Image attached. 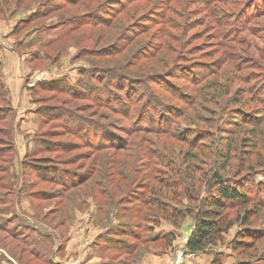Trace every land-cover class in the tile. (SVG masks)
I'll list each match as a JSON object with an SVG mask.
<instances>
[{
    "label": "rangeland",
    "instance_id": "obj_1",
    "mask_svg": "<svg viewBox=\"0 0 264 264\" xmlns=\"http://www.w3.org/2000/svg\"><path fill=\"white\" fill-rule=\"evenodd\" d=\"M232 139L221 174L252 198L255 239L232 249L248 228L237 207L216 246L190 254L193 216L175 228L150 203L195 214L179 174L192 163L202 197ZM30 155L50 158L59 183L22 171ZM168 247L172 264L181 251L182 264H264V0H0V264H60L66 249L65 264H136Z\"/></svg>",
    "mask_w": 264,
    "mask_h": 264
},
{
    "label": "trees",
    "instance_id": "obj_2",
    "mask_svg": "<svg viewBox=\"0 0 264 264\" xmlns=\"http://www.w3.org/2000/svg\"><path fill=\"white\" fill-rule=\"evenodd\" d=\"M146 57L149 58L150 56L148 55ZM39 86L42 89H48V90L53 89V88H49V87H52V84H48V82L40 83ZM86 95L88 97V94ZM52 111H54V108L46 107V108H41L38 113L42 117H52L53 118V117L63 116L60 114H55ZM64 117H66L67 121L70 120L68 119V115ZM77 127H80V126L78 125ZM248 132L251 135V136L249 135L250 137H254V138L257 137V134L254 130H249ZM201 140L203 139L201 138L193 139L192 140L193 143L191 142V140L189 142L187 141V145H190L191 148L196 150V153H199L200 148H201L199 146ZM48 141L49 140H44V138L40 139L39 145L41 147L40 149L41 152H49V151H52L51 149L54 148V147L49 146L50 144ZM238 142L239 141H237V139L230 140V143L227 146L226 152H222V151L219 152V150L213 151V154L217 153V155L219 156L218 161H220L222 164L219 167V169L213 170L211 172V176L207 178V182L205 184L206 187L203 188L204 191L206 192L202 197L200 196V193H199L200 188L199 189L195 188V186L192 184L193 180L195 179V172L193 171V167L191 166L192 163L188 164L187 174H185V172L183 171L180 172L179 175L182 179L181 181L183 184L185 183V187H187L186 189H188V185L186 184L187 180H186L185 175L188 176L189 178L188 181L189 183H191L190 187H191L192 195L190 196V200L196 201V204H197L195 214L192 213L190 209H185L184 211H182L176 208H172L170 211H168L165 204L150 203L151 206L155 207V209L159 213L162 214V217L165 220H168L171 223V225L175 228L181 226V223L184 221V219L187 216H190V215L193 216L194 218L193 228L191 231V235L186 244V249L188 250L190 254L202 253V252H205L207 249H210L216 246V243L219 240H221L222 236L228 233V231L232 228L235 222L229 218L228 213L230 210H233L234 208H237V207H241V208L243 207L244 215L242 218L237 220L241 222L243 227H248V221L250 217L254 214V211L246 209V205L250 203L252 198L247 194V190H245L244 184L238 186L234 182H232L231 178H229L227 175L224 176L223 174H221L222 172L227 174L226 171L227 169L230 168V165H231L230 162L232 160L231 151H233L234 145H236ZM74 145L75 144H72V146ZM89 145L94 149L95 146L93 143H89ZM242 146L245 147L246 149H249L251 146L249 143V140L245 141L244 139ZM196 157H197V154H193V155L190 154V159L189 160L187 159V160L188 162L195 161ZM244 159L246 160H242V165H244L246 162L247 163L250 162V159L248 157L247 158L244 157ZM22 165H23L21 166L22 171H24V169L26 170L28 169L31 172L38 175L39 177H41V179L50 178L56 182L59 181V178H54L56 175L55 171L57 170L55 168V165L52 164V160L48 157H36L35 155L26 156V160H24ZM242 169H247L249 173L254 171L252 166H250L249 164H247L245 168H243L242 166L241 170ZM53 173H54V176H53ZM83 182H84V178H82L80 181L76 183L74 182L71 184L66 183V182H60L62 195L61 193H58L57 198L59 200L62 199V202L63 200L66 201L67 193L65 192L67 190H68L67 192H71L75 190V188L81 186ZM30 185H32V183ZM159 190L151 189L150 191H152L151 193H158ZM63 192L65 193L64 195H63ZM35 193L37 192H30V195L28 196L33 197L35 196ZM72 194L74 195L75 192H72ZM145 204L147 205L149 203L145 202ZM1 230L5 231L4 229H1ZM9 235L12 238H15L12 232H10ZM254 235L255 234H252V230H249V227L245 228V230L237 234L236 238L234 239L232 243V249L242 250L250 246L255 239ZM173 237L174 236L172 234H168L167 236H163L162 238H158V237L153 238L149 242L156 243L158 241H165L166 238L167 239L171 238L172 240ZM171 240L168 241L167 243L168 245L171 244ZM129 247H131L130 252H132L133 246L130 245ZM32 255L36 257L35 254H32ZM212 264H221V263L219 262V260L214 259ZM240 264H249V263L241 262Z\"/></svg>",
    "mask_w": 264,
    "mask_h": 264
},
{
    "label": "crops",
    "instance_id": "obj_3",
    "mask_svg": "<svg viewBox=\"0 0 264 264\" xmlns=\"http://www.w3.org/2000/svg\"><path fill=\"white\" fill-rule=\"evenodd\" d=\"M167 233H171V230H167L163 235H165ZM161 237H162V235H161ZM78 249H74L72 251V255L73 256L78 255L80 257V251ZM145 254L144 255H141L137 259L136 264H172V261H173V253H172V248L171 247L165 248L163 250H161V249H154L153 251H151V248H150ZM66 256H68L67 249H66L65 257L63 259L58 258L60 260V261L58 260V262L60 264H65L64 263L65 262L64 260H65ZM98 260H99V258H98ZM145 260H146V262H145ZM213 260L212 259L210 260V264H212ZM90 262H92V261H90ZM186 262L187 263H185V264H194L193 263V260H188ZM101 263L102 264H106V262H101ZM101 263H99V264H101ZM200 263H205V260L200 259L199 261L197 260V262H195V264H200Z\"/></svg>",
    "mask_w": 264,
    "mask_h": 264
},
{
    "label": "built area",
    "instance_id": "obj_4",
    "mask_svg": "<svg viewBox=\"0 0 264 264\" xmlns=\"http://www.w3.org/2000/svg\"><path fill=\"white\" fill-rule=\"evenodd\" d=\"M184 253L186 254V251H181L175 256V264H182Z\"/></svg>",
    "mask_w": 264,
    "mask_h": 264
}]
</instances>
